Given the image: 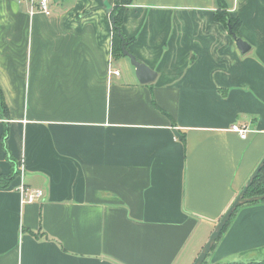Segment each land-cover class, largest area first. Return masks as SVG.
Returning a JSON list of instances; mask_svg holds the SVG:
<instances>
[{"label":"crops","instance_id":"1","mask_svg":"<svg viewBox=\"0 0 264 264\" xmlns=\"http://www.w3.org/2000/svg\"><path fill=\"white\" fill-rule=\"evenodd\" d=\"M226 3L246 54L217 0L127 5L142 83L113 55L114 0H0V264H193L264 156V0ZM23 181L43 198L23 204ZM261 247L264 201L247 203L212 262Z\"/></svg>","mask_w":264,"mask_h":264},{"label":"trees","instance_id":"2","mask_svg":"<svg viewBox=\"0 0 264 264\" xmlns=\"http://www.w3.org/2000/svg\"><path fill=\"white\" fill-rule=\"evenodd\" d=\"M133 1L134 0H114L113 9L110 12V16H111L112 24H113V32H114V41H113V55L114 56L124 55L123 43L126 42V46H127L128 42L130 41L127 39V37L122 32V25H123V16H124L125 8L127 5L131 4ZM217 2H218L219 10L216 13V18L222 21L225 25H227V27L228 25H231L232 31L235 32L237 35H239L238 28L241 23V19L236 16H231L226 11V7H227L226 0H217ZM7 132L8 131L5 130V134L3 136V143L5 147H7L6 146ZM183 140L185 141V137H183ZM15 175H16V172L14 170L8 174H0V187L8 186L10 182L14 179ZM260 194H264V167L259 173V175L256 177V179L254 180V183L252 184V186L248 189L246 196H254V195H260ZM263 201L264 200H262L261 202ZM257 202H260V201H257ZM250 203H256V202H250ZM240 207H238V209ZM238 209L232 215L230 221L225 226L222 234L219 236L217 241L220 240L223 233L227 230V228L231 224L233 217L238 211ZM216 245H217V242L215 243L211 251H213ZM217 264H264V258H262L261 260H253V261H226V262H221Z\"/></svg>","mask_w":264,"mask_h":264},{"label":"water","instance_id":"3","mask_svg":"<svg viewBox=\"0 0 264 264\" xmlns=\"http://www.w3.org/2000/svg\"><path fill=\"white\" fill-rule=\"evenodd\" d=\"M107 9H108V12H111L113 7L108 5ZM228 29L230 30L231 34L233 35L234 40L236 42V46L239 49V51L242 54L248 53L249 50L251 49V45L246 40H244L243 38L238 36L235 32H233L231 25H228ZM123 53H124V55H126L130 58L132 65L135 66L136 74H137V77H138L140 82L147 83V82L153 81L156 78L157 73L153 69H151L150 67L145 65L144 63L138 61L136 56L133 55L127 49L126 42L123 43ZM263 167H264V156H263L262 160L260 161V163L258 164V166L253 171V173L251 174V176L249 177V179L247 180V182L245 183L244 187L241 189V191L236 196V198L234 199L232 204L229 206V208L225 211L223 216L220 218V220L216 224V226H215L214 230L212 231L209 239L207 240V242L203 246L202 250L198 254V256L195 259V261L193 262V264H203V262L206 260V258L208 256V254L212 250L213 246L217 242V239L222 234L225 226L230 221L232 215L238 209V207H240L244 204L250 203V202H257V201L264 200V194L254 195V196H246L248 189L252 186V184L254 183V180L259 175V173L261 172Z\"/></svg>","mask_w":264,"mask_h":264},{"label":"built area","instance_id":"4","mask_svg":"<svg viewBox=\"0 0 264 264\" xmlns=\"http://www.w3.org/2000/svg\"><path fill=\"white\" fill-rule=\"evenodd\" d=\"M23 1V0H20ZM30 4V11L33 14L35 11L43 12L47 15H50L53 13L52 7H51V0H26ZM110 73L119 75L120 71L117 69H111L109 70ZM232 129L236 132H238L241 136V138H246L248 136V128L247 127H241L238 124H233ZM20 173L22 175V179L24 176V165L20 167ZM20 194H21V202L23 204L26 203H33L36 201H39L44 196V191L40 188H30L28 187L24 181L21 183L19 188Z\"/></svg>","mask_w":264,"mask_h":264},{"label":"rangeland","instance_id":"5","mask_svg":"<svg viewBox=\"0 0 264 264\" xmlns=\"http://www.w3.org/2000/svg\"><path fill=\"white\" fill-rule=\"evenodd\" d=\"M212 252L213 251L209 253L203 264H213L212 258L214 253ZM238 257H239L238 260H242V261L261 260L262 258H264V247L250 251L245 255H239Z\"/></svg>","mask_w":264,"mask_h":264}]
</instances>
